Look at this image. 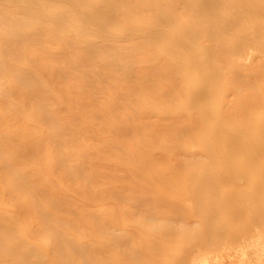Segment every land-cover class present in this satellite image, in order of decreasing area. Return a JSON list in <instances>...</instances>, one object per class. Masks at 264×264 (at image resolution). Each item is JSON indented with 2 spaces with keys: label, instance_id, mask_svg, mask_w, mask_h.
<instances>
[{
  "label": "rangeland",
  "instance_id": "1",
  "mask_svg": "<svg viewBox=\"0 0 264 264\" xmlns=\"http://www.w3.org/2000/svg\"><path fill=\"white\" fill-rule=\"evenodd\" d=\"M35 2L0 0V264H259L264 0Z\"/></svg>",
  "mask_w": 264,
  "mask_h": 264
},
{
  "label": "bare ground",
  "instance_id": "2",
  "mask_svg": "<svg viewBox=\"0 0 264 264\" xmlns=\"http://www.w3.org/2000/svg\"><path fill=\"white\" fill-rule=\"evenodd\" d=\"M12 2H13V1H12ZM26 2H28L29 5H30L31 3H32V5H33V4H36L35 0H26ZM33 6H34V5H33ZM57 13H59L60 15L63 14V13H61V12H57ZM59 14H55V16L57 15V16L59 17V16H60ZM52 15H53V14H52ZM51 17H52V16H51ZM57 20H58V18H57ZM55 21H56V19H55ZM55 21H54V23H56ZM58 22H59V21H58ZM61 22H62V21H61ZM59 23H60V22H59ZM52 27H54V25H52ZM172 41H174V40H172ZM175 42H176V41H175ZM175 63H176V62H175ZM184 67H185V66H184ZM183 69H184V68H183ZM182 73H183V72H182ZM182 73H181V74H182ZM184 73H185V72H184ZM184 73H183V74H184ZM184 75H185V74H184ZM187 75H188V74H187ZM182 76H183V75H182ZM210 76H211V75H210ZM186 77H187V76H186ZM186 77H185V78H186ZM211 78H212V77H211ZM219 78H220V77H219ZM188 79H189V78H188ZM188 79H187V80H188ZM208 79H209V77H208ZM210 80H211V79H210ZM188 81H189V80H188ZM191 81H192V80H191ZM217 81H218V80H217ZM192 82H193V81H192ZM218 82H219V81H218ZM189 83H190V81H189ZM212 83H213V82H212ZM216 83H217V82H216ZM194 84H195V83H194ZM191 85H192V83L189 84L190 87H191ZM192 86H193V85H192ZM196 87H197V86H196ZM205 87H206V86H205ZM210 87H211V86H210ZM192 88H194V87H192ZM194 89H195V88H194ZM194 89H193V90H194ZM201 89H202V88H201ZM206 89H207V88H206ZM185 90H186V89H185ZM187 90H189V89L187 88ZM190 90H191V89H190ZM190 90H189V91H190ZM207 90H208V89H207ZM208 91H209V90H208ZM215 92H216V89H215ZM194 93H196V92H194ZM255 109H256V108H255ZM247 111L249 112V110H247ZM244 113H245V112H244ZM246 113H247V112H246ZM247 114H249V113H247ZM203 116H204V115H203ZM203 116H202V117H203ZM260 117H262V116H260ZM232 151H233V150H232ZM224 153H225V154H226V153L228 154L229 152H224ZM231 153H232V152H231ZM227 154H226V155H227ZM231 156H232V155H231ZM227 158H229L228 155H227ZM233 169H234V168H233ZM236 170H238V169H236ZM189 221H190V220H189ZM191 223H192V222H191ZM248 237H249V236H248ZM259 237H260V241H261V242H262V241L264 242V239H263L264 237L261 236V235H259ZM258 239H259V238H258ZM262 239H263V240H262ZM258 241H259V240H258ZM255 245H256V244H255ZM257 245H258V244H257ZM262 250H264V246L262 247ZM250 251H251V250H250ZM194 256H195V255H194ZM258 256H260V259H259V261H258L259 264H264V254H259ZM66 262H67V261H66ZM66 262H65V263H66ZM62 263H63V262H62ZM67 263H68V262H67ZM57 264H58V263H57Z\"/></svg>",
  "mask_w": 264,
  "mask_h": 264
}]
</instances>
